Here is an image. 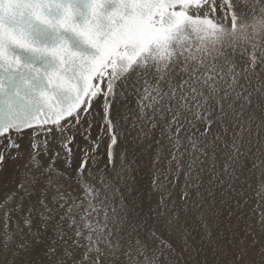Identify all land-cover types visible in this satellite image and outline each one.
I'll return each mask as SVG.
<instances>
[{
    "label": "snow or ice",
    "instance_id": "1",
    "mask_svg": "<svg viewBox=\"0 0 264 264\" xmlns=\"http://www.w3.org/2000/svg\"><path fill=\"white\" fill-rule=\"evenodd\" d=\"M257 9L0 0V264H264Z\"/></svg>",
    "mask_w": 264,
    "mask_h": 264
},
{
    "label": "bare ground",
    "instance_id": "2",
    "mask_svg": "<svg viewBox=\"0 0 264 264\" xmlns=\"http://www.w3.org/2000/svg\"><path fill=\"white\" fill-rule=\"evenodd\" d=\"M244 24L248 25L247 38L240 42V46L251 45L255 43L256 45H264V13H261L257 9L249 19L244 20L243 18L237 24V28L242 27ZM226 36L224 37V43L227 44L232 37V33L236 31L235 28H230L228 25H223ZM210 41L206 36L194 30L193 25L190 23L186 29L180 31L175 39V44L177 49H182L181 55H188L190 57H195L198 55H203L210 57L211 52L208 51ZM173 58H175V53H173Z\"/></svg>",
    "mask_w": 264,
    "mask_h": 264
}]
</instances>
